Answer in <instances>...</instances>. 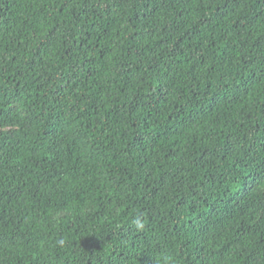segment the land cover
<instances>
[{"label": "trees", "instance_id": "16d2710c", "mask_svg": "<svg viewBox=\"0 0 264 264\" xmlns=\"http://www.w3.org/2000/svg\"><path fill=\"white\" fill-rule=\"evenodd\" d=\"M165 255L264 264V0H0V264Z\"/></svg>", "mask_w": 264, "mask_h": 264}, {"label": "clouds", "instance_id": "9594fccd", "mask_svg": "<svg viewBox=\"0 0 264 264\" xmlns=\"http://www.w3.org/2000/svg\"><path fill=\"white\" fill-rule=\"evenodd\" d=\"M142 226V225H141ZM163 264H178L177 259L172 255H165L163 257Z\"/></svg>", "mask_w": 264, "mask_h": 264}]
</instances>
